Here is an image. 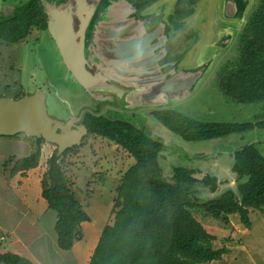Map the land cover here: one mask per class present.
Segmentation results:
<instances>
[{
    "label": "rangeland",
    "instance_id": "rangeland-1",
    "mask_svg": "<svg viewBox=\"0 0 264 264\" xmlns=\"http://www.w3.org/2000/svg\"><path fill=\"white\" fill-rule=\"evenodd\" d=\"M28 1L29 0H0V21L12 18ZM85 1L91 7H94L93 14L86 27L88 32L82 34V48L85 54L86 66L88 70L91 73H95L96 76L100 77L104 75L111 80L100 82L98 84V86H100L98 89H92L91 92L86 91L85 88L67 72L56 44L48 31L32 28L27 35L20 37L12 43H7L0 37V98L18 99L22 96L33 94L37 90H42L47 95L46 103L49 115L62 122H65L72 116L79 117L86 110L101 111V113L106 115L113 112L111 114L113 118L130 121L137 127L143 128L153 137L161 140L167 149L173 153L179 154L186 151L188 155H193L199 150L204 149L202 148V142L188 144L162 127L158 122L156 123L152 115L153 112H130L127 110V106L123 107V101L120 102L117 100V97L113 95L111 89H114L117 95H120L125 89V84H120L123 82L122 77H124L125 74L123 72H118V70L120 66L124 69L126 64L117 62V65L113 63V55L107 52V48L111 47L112 43L104 38L105 36L100 32V26H107L111 29L124 27L130 20L134 21V13H131L127 8L122 6L121 0ZM184 1L189 2L191 0ZM194 1V4H192L194 13L198 11H210L214 16V18H212L213 20L219 19L222 24H229V22L219 17V9H222V0ZM256 2L257 0H251L245 12L240 15L241 17L235 19L238 22L242 21L241 26L245 24ZM43 3L46 9L53 7L54 9L67 10L73 19L74 32H79L78 28L81 27L82 19L78 9V0H43ZM177 3L178 0H157L145 11V14H152L153 16L161 15L163 17L160 22L164 24L163 31L159 34V37H156L154 40V45H160V47H158L161 50L160 54L164 53V56L167 55L168 46L172 45L175 47L174 55L184 54L182 58L184 59L189 52L195 48V45L198 44L200 38L198 36L199 27L204 24L207 18H201V16L197 17L195 13L183 20V22L187 23V28L177 33L176 37L172 40L170 36L174 33V30L171 28L170 31L166 32V28L170 26L168 18L174 14ZM215 13L218 15L217 18H215ZM87 18L88 17L85 16L84 21H86ZM237 26L238 29H236L232 40L233 47L231 46V53L225 57V61H223L222 64L234 61L237 58L238 39L242 31V27H239V24H237ZM137 36L138 35L134 34L133 38ZM228 38V36H225L223 43L217 47L210 46L201 51L203 58H200L201 63L198 67L201 70L200 72H205L206 74L212 73L218 61L228 52V50L225 49ZM229 45H231V42ZM198 52L200 57V49H198ZM203 83L204 81L201 80L193 88V91H200V97L186 105L183 111H178L184 112V110H187L192 119L204 123H214L210 120L211 118H208L207 115L203 113L205 110L210 111L209 108H213L217 111L219 110L220 114H215V116H217L215 122L217 123L235 121L241 123L255 120V117L260 111L259 107L256 105H248L241 109H235V107L226 106L218 97L216 98L211 85L204 89V87H201ZM154 90L150 87L146 88L138 85V87H136L138 94H133V92L130 91V94L127 95V99L130 103L131 101L135 103L137 101V95L138 97L142 95L139 98L140 102L143 103L145 100L146 103L144 105L153 106L159 101V95H161L159 90ZM148 91L150 92L149 94ZM229 104L232 103L229 102ZM128 106L132 105L128 104ZM154 123L160 129L158 130L159 133L151 129ZM80 124L81 122L76 123L77 126ZM40 146L41 149L43 147H46V149L42 151L40 159L43 168L41 186L38 180L35 181L37 186L36 191H38V193L42 190V180L47 172L48 160L57 150L55 145L47 142L41 143ZM37 148V141L25 135L0 137V253H3V249H5L3 248L5 244L3 240L7 237H11L10 230L8 229H16V231H18L16 234L18 235L23 233L24 229L20 227L17 228L16 226V223L20 220H22L21 222L24 224V226L22 225L23 228L32 227L26 222L27 218L31 219V217L25 214L27 205L29 207L31 206L29 199L25 200L27 191H6L5 189V181L13 179L9 177V171L13 164L10 158L15 157L16 159H22L28 157L35 152ZM5 162H7V168L4 167ZM227 162L229 163L230 161L225 160L223 163L227 164ZM60 163L66 172L72 192L75 193L80 200L82 207L89 215L91 221L81 225L82 240L76 242L71 250L62 251L58 248L55 249L52 243V240L56 238V233L54 231L56 214L49 209L44 217H40L39 213H37L34 215V217L39 220V223L36 225V230L40 232V234H43V231L45 232L42 238L44 240L37 237L36 243H44V249L42 251L43 257H41L43 258V264H87L97 246L103 229L105 226L114 223L115 214L112 213V209L117 197V188L120 185L121 178L125 171H128L134 165L135 159L120 145H116L106 138L88 133V135L83 138L81 145L74 147L72 152L60 155ZM202 180H204V178L200 181ZM14 184H16V182ZM227 184L228 183L223 182L220 186L224 185V187H226ZM232 185L235 186L234 182H232ZM195 186L200 188V195L198 194V196L201 202H204V199L212 200L225 191L221 190L223 187L220 188L219 186V192L217 194H211L209 188H204L202 183H197ZM39 198H41V201L46 205L41 194H39ZM191 211L194 217L200 223L204 224V227L208 224L210 226L225 229V227L229 225V222H225V219L217 220L210 212L203 208L196 207L192 208ZM251 218H253L255 222L258 220L256 216L253 215ZM230 221L236 227L242 229L243 225L238 216L230 218ZM263 228L264 217L256 222L255 227L251 228L254 233L252 237H239L243 238L246 242L245 248L243 250L237 249V254L234 255V258H231L232 262L230 264H264ZM215 232L217 235L215 240L219 241L218 248L221 249L225 244L224 241L226 237L220 230ZM238 233L242 235V233ZM237 238L236 236V240H238ZM7 244H9L6 247L7 251L11 250L13 247H17L16 242H9ZM45 244L48 245V247L45 248Z\"/></svg>",
    "mask_w": 264,
    "mask_h": 264
},
{
    "label": "trees",
    "instance_id": "trees-1",
    "mask_svg": "<svg viewBox=\"0 0 264 264\" xmlns=\"http://www.w3.org/2000/svg\"><path fill=\"white\" fill-rule=\"evenodd\" d=\"M128 10L140 16L157 0H123ZM194 0H178L176 10L169 18L176 34L187 28L183 20L194 14ZM162 16L141 19L147 32L156 29ZM48 16L43 0H29L12 18L0 21V37L7 43L27 35L32 28L47 30ZM139 24V23H138ZM174 46H168L164 60L179 63L184 54L174 55ZM215 86L222 97L236 106H257L259 113L252 122L204 123L173 108L153 110L155 120L184 142L197 143L224 138L264 128V0H257L248 15L238 39L237 58L222 64L215 75ZM101 111L86 110L82 125L89 134L98 135L120 145L134 159L135 164L126 171L117 188L112 213L114 223L103 229L88 264H209L227 251L215 250L210 235L194 217L191 209L200 207L215 218L227 219L239 214L245 228L251 227L249 209L264 207V156L252 144H246L232 153L233 173L239 181L237 192L226 190L213 200L201 202L197 196V183L209 188L211 194L219 192L218 178L206 176L200 181L195 170L177 167L173 170L175 185L163 177L159 154L165 144L137 127L134 123L113 118ZM38 148L30 156L13 161L9 177L39 167L43 139H35ZM67 150L65 154L72 152ZM42 180V198L49 210L56 214L54 231L57 246L69 251L82 240L81 225L90 217L72 192L57 150L48 160ZM7 168V162L4 163ZM244 180V181H243ZM240 199V201H238ZM0 264H35L27 258L7 252L0 253Z\"/></svg>",
    "mask_w": 264,
    "mask_h": 264
},
{
    "label": "crops",
    "instance_id": "crops-1",
    "mask_svg": "<svg viewBox=\"0 0 264 264\" xmlns=\"http://www.w3.org/2000/svg\"><path fill=\"white\" fill-rule=\"evenodd\" d=\"M225 6H226V0H222V9L221 8L219 9V17H221L222 20L229 22V24L227 25L222 24L219 19L213 20L212 18H214V16L212 12L210 11H202V12L198 11L199 13L198 12H195L196 14L194 13L197 17L201 16V18H207V20L204 22V24L201 25V27H199L198 36L200 38H199L198 44L195 45V48H193V50L189 52L187 57L182 59L179 63L175 64L174 62H167V63L163 62V59L161 57L159 58V54L161 50L160 48H157L154 50L153 54L149 58H146L145 61L142 63L145 65L147 64L146 67L142 66L141 63H140V67L136 69L134 68L133 63L125 65L124 66L125 68L123 70V73L125 74V76L122 77L123 82H125V89L120 95H117L114 89H111L113 92V95L117 97V100L120 102L121 101L124 102L123 107L127 106L128 107L127 110H129L130 112H135V113L153 112V110L165 109V108H173L176 110L183 111L186 105L190 104L193 100L200 97L201 95L200 91H193V88L201 80L204 81V83L201 84V87H204L205 89L207 86L211 85L216 95V98L218 97L224 105L235 107V109L236 108L241 109L242 107H245V106H236L234 104H229V102L222 97L221 93L215 86V82H214L215 75L220 65H222L223 61H225V57H227V55L231 53V48L233 47L232 40L234 38L236 29H238L237 24H239V27H243L241 26L242 21L238 22L237 20H235L237 18L229 19L225 16V12H224ZM85 8L86 6L84 5L81 6V10L85 11ZM151 16L152 14L141 15L140 20L134 16V21L130 20L124 27H121V28L111 29L107 26L102 25L100 26L101 27L100 32L105 36L104 38L112 44L113 42H116V41L131 40L133 39V34L138 35V36H143L144 32H147V30L144 29L142 25H140L141 24L140 22H141V19L146 20L147 18ZM217 17L218 15L215 13V18ZM136 22H139V24L137 25V28L135 31L133 26L135 25L134 23ZM121 30H124V35L121 38H115V39L109 38V35L111 34V32H113V34L111 35L115 36L116 34L114 35V32H118ZM225 36L229 37L227 40L228 42L225 46V49L228 50L227 54L218 61L216 67L212 70L211 74L200 72L201 70L198 67L201 63L200 58L201 59L203 58L201 55V51L204 50L206 47L219 46L221 43H223ZM154 40L155 38L150 41L149 46L154 45ZM230 42H231V45H229ZM144 47L146 46L142 44L141 48H144ZM198 49H200V57H199ZM122 52L124 55L127 54L128 48H125ZM135 70L139 72L143 71L144 73H136ZM138 85H141L146 88L150 87L152 90L155 89L154 91L159 90L161 92V95H159L160 97L159 101L156 103V105H153V106L144 105L146 101L143 99L145 102L141 100L143 101L142 103L139 100V98L142 95H140L139 97L137 95V101L135 103H133L132 101L130 103L128 101L127 95L130 94V91H132L133 94L134 93L138 94V92L136 91V87H138ZM149 93L150 92L148 91V94ZM127 103L131 104L132 106H128ZM209 109L210 111L205 110L203 113H205L208 118H211L210 119L211 121L216 123L215 118L217 116H215V114L218 113L219 115L220 112L219 110L217 111L213 108H209ZM182 113L191 117V115L189 114L187 110H184V112ZM219 123H222V122H219ZM151 129L152 130L154 129V131H156L157 133H159L158 130H160L158 126H156L155 123H154V126L151 127ZM197 143H201V142H197ZM189 144H192V143H189ZM202 144H203L202 148L204 149L199 150L197 153H194L193 155H188L186 151L176 154L168 150L166 147V149L163 150L159 155L160 157L159 165L163 169V175H166L167 178H169V176L174 175L173 170L175 168L184 167L189 170L197 171L195 175L199 173H203L205 177L206 176L216 177L218 178L220 182L223 181V182L228 183L226 187H224V185H221L220 188L223 187V189L221 188V190H225V191L232 190L233 192L236 193L238 189V185L242 181H239V178L237 177V175L233 173L232 171V167L234 164V158L232 156V153L246 144H252L264 156V128H257L253 131H249V132H245L241 134H232L224 138L204 141L202 142ZM222 147L224 148L226 147L225 150ZM45 149L46 147H43L41 150L44 151ZM225 160H229L230 162L229 163L227 162V164L223 163ZM42 169H43L42 163L40 161L38 168L27 171L23 174L22 173L18 174L13 179H8L7 181H5L6 191H13V190L14 191H20V190L27 191V194H25V200L29 199L31 206L29 207L27 205L25 214L31 217V219L27 218L26 222L29 223L32 227L23 228L22 225L24 226V224H22L21 222L22 220H20L16 223V226L17 228L20 227L21 229H24L23 233H20L18 235L16 234V232H18L16 231V229H8L10 230L11 237L10 238L7 237L5 240L2 239L3 241H5L3 242L5 243L3 246V248H5L3 249V253L11 252V253L17 254L19 256L29 259L35 264H43L42 263L43 258L41 257H43L42 251L44 249L43 248L44 243L43 244L36 243V238L40 237V239H42L45 231H43V234L42 233L40 234V232H37L36 225L39 223V220L36 219L34 215L39 213L40 217H44L45 214L48 213L47 204L45 205L41 201V198H39V194H41L42 196V190H40L39 193L38 191H36L37 186H36L35 181L38 180L39 185L41 184V178L43 176ZM15 182L16 184H14ZM232 182H234L235 186L232 185ZM196 189L200 193V188L196 187ZM210 200L211 199H207V200L204 199L203 201L206 202ZM238 201H240V199ZM252 215L256 216V218L258 219L257 221L261 220L264 217V207H262L259 210L249 209V218L251 221L250 228H245L243 226L242 229H239V227H236L230 221V218L236 217V216L239 217V214H233V215L227 216V219L225 220V222L226 221L229 222V225H227L225 229L216 227V226H210L208 224L205 225L204 228L206 229V231H208V233L212 235L214 238L217 237V235L215 234L216 233L215 231L217 230L222 231L223 235H225L226 237V240L224 241L225 244L221 247V249H225L227 252L223 254L219 259L212 261L209 264H216V263L217 264H227V263L230 264L232 262L231 258H234V255L237 254V249L243 250L245 248L246 242L243 240V238H239V237L240 236H251L252 237L254 235L251 228L256 226L257 221L255 222L253 218H251ZM220 219H223V218H220ZM202 225L204 226V224ZM238 232L242 233V235L239 234ZM236 236L238 237L237 238L238 240H236ZM217 241L215 239L211 241V247L215 250L220 249L218 248L219 241L218 242ZM9 242L10 243L16 242L17 247H13L11 250L7 251L6 247L9 245L7 244ZM52 243L55 249H57L58 246H57L56 238L52 240ZM46 247H48V245L45 244V248Z\"/></svg>",
    "mask_w": 264,
    "mask_h": 264
},
{
    "label": "water",
    "instance_id": "water-1",
    "mask_svg": "<svg viewBox=\"0 0 264 264\" xmlns=\"http://www.w3.org/2000/svg\"><path fill=\"white\" fill-rule=\"evenodd\" d=\"M85 2V0H78L81 6H85ZM121 2L122 6L129 8L127 3L123 0ZM250 2L251 0H226V6L224 7L225 16L229 19L239 17L245 12ZM49 8L46 9L48 16L47 31L54 40L62 62L70 75L89 92L92 89H98L100 82L111 80L104 75L96 76L86 66L87 63L82 48V34H84V29L90 21L94 7H91V11H88V18L82 22L78 33L74 32L73 19L67 10ZM78 9L82 19L83 10H81L80 6ZM138 23H134L135 31ZM163 28L164 24L160 23L155 30L144 32L143 36H137L127 41H112L113 44L107 48V52L113 55V63H125L126 65L133 63L135 69L140 67V63L142 64L146 58L153 54L155 49L160 47L159 44L150 46L149 44L151 40L159 37ZM110 35L109 38H121L124 35V30L114 32L115 36ZM142 44L146 47L141 48ZM125 48H128V52L124 55L122 51ZM142 66L146 67L147 64H142ZM119 68L118 72H123L124 69L121 66ZM135 72L144 73L137 70ZM123 83L125 84V82L120 84L123 85ZM46 102L47 95L42 90H37L33 94L25 95L18 99L0 98V137L25 135L29 138L43 139L45 142L57 147L58 156L69 149L81 145L83 138L88 135V129L84 125L77 126L76 123L82 121L84 113L79 117L72 116L67 122H62L49 115ZM173 176L167 178L166 175H163L169 183L175 185V181L172 180ZM195 177L201 180L205 178V175L199 173Z\"/></svg>",
    "mask_w": 264,
    "mask_h": 264
},
{
    "label": "flooded vegetation",
    "instance_id": "flooded-vegetation-1",
    "mask_svg": "<svg viewBox=\"0 0 264 264\" xmlns=\"http://www.w3.org/2000/svg\"><path fill=\"white\" fill-rule=\"evenodd\" d=\"M53 2H54V1H53ZM85 3H86V2H85ZM78 5L81 7L80 4H78ZM85 6H86V8H88V9L85 8V11H84V10L82 11V13L84 12V13L82 14V15H83V17H82V22L84 21V17L88 15V13H89L88 11H91V6H90L88 3H86ZM152 16H153V15H152ZM155 16H156V15H155ZM82 22H81V24H82ZM79 29H80V28H78V30H79ZM86 32H88V31H87V28L84 29V33H86ZM160 57L163 59V62H164V60H165V58H166V55L164 56L163 53H161V54H159V58H160ZM70 118H71V117H70ZM70 118H68V120H69ZM68 120H66L65 122H67ZM80 125H82V121H81V124H80Z\"/></svg>",
    "mask_w": 264,
    "mask_h": 264
}]
</instances>
